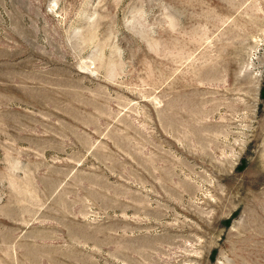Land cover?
I'll list each match as a JSON object with an SVG mask.
<instances>
[{
	"label": "rangeland",
	"instance_id": "374dc122",
	"mask_svg": "<svg viewBox=\"0 0 264 264\" xmlns=\"http://www.w3.org/2000/svg\"><path fill=\"white\" fill-rule=\"evenodd\" d=\"M0 264H264V0H0Z\"/></svg>",
	"mask_w": 264,
	"mask_h": 264
}]
</instances>
